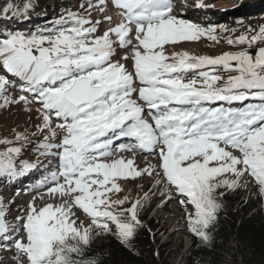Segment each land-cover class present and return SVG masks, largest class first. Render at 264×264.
Masks as SVG:
<instances>
[{
	"label": "snow or ice",
	"instance_id": "1",
	"mask_svg": "<svg viewBox=\"0 0 264 264\" xmlns=\"http://www.w3.org/2000/svg\"><path fill=\"white\" fill-rule=\"evenodd\" d=\"M31 7L30 0L22 7L9 3L3 12L26 16ZM80 8L64 10L49 28L0 39V64L16 78L0 75V107L36 103L40 113L34 131L0 139L19 145L0 152V176L11 180L43 166L20 159L30 137H42L36 155L54 156L58 164L51 171L45 166L34 188L45 189L41 200L45 194L60 199L37 207L34 197L15 223L7 215L14 201L0 199V247L14 248L17 264H100L88 250L115 225L131 249L145 227L140 216L149 193L134 200L110 194L122 192L119 180L145 175L155 181L149 192L163 186L162 196L174 194L190 232L210 244L227 193L251 183L264 201V26L226 36L239 51L168 56L166 45L217 40L216 29L180 19L172 0H84ZM93 12L101 18L93 20ZM101 24H107L102 33ZM117 47L126 53L119 60ZM121 60H130L133 70ZM189 72L196 74L189 78ZM9 87L23 94L10 97ZM122 139L132 142L114 150ZM117 151L157 153L158 162L140 169L132 159L113 158Z\"/></svg>",
	"mask_w": 264,
	"mask_h": 264
},
{
	"label": "rangeland",
	"instance_id": "2",
	"mask_svg": "<svg viewBox=\"0 0 264 264\" xmlns=\"http://www.w3.org/2000/svg\"><path fill=\"white\" fill-rule=\"evenodd\" d=\"M205 1V0H204ZM203 1V2H204ZM221 1V2H220ZM225 0H218V7L215 8H205L202 4V0H172L173 2V14L177 15L180 19H184L189 22H198L204 21L205 23H197L194 24L202 29H208V21L212 19V25H218L214 33L217 37V40H208L205 36L201 37L195 41H182L179 44H169L165 46V55L171 56L174 52H182L187 51L194 56L200 55H208V56H218L224 52L229 51H239L240 48L236 46H230L227 44L225 37L226 36H239L241 32H224L221 29H234V26L238 21H236L237 17L241 14L248 13L252 8V12H256V9L261 8L260 6H264V0H260L261 4L258 6L260 2L254 1L252 5L246 6L242 0L238 1L235 4H227L223 2ZM235 2V0H233ZM237 1V0H236ZM211 7L210 5H208ZM251 6V7H250ZM76 10L74 12H82L83 10L80 8V4H75ZM212 11L209 15L208 13ZM216 12V13H215ZM35 12H32V15ZM113 16L114 20L119 19L118 14L114 9H110L109 13ZM5 13L3 12V6L0 7V34L2 31V24L7 19L4 17ZM34 16V15H33ZM42 16V15H41ZM232 19L231 17H235ZM216 17H219V20H214ZM228 17L231 20L229 22H223L224 18ZM93 20L100 19L101 17L96 13H92ZM18 19V16H17ZM16 19V20H17ZM29 19L25 25L31 23L33 19L36 18H26ZM232 21V22H231ZM211 22V21H210ZM207 23V26H206ZM24 23L17 22L16 25H21L23 27ZM24 25V26H25ZM13 25H10L12 27ZM258 29L261 26H264V17L261 20L253 21L252 23L248 22V27ZM107 27V24H101L99 31L102 33ZM3 32V31H2ZM235 33V34H234ZM224 39L226 42V46H222L217 44L219 43L218 39ZM262 46V45H260ZM117 49H120L117 47ZM119 54L114 57V59L119 60L121 56L125 55V51L121 49ZM122 63H127L126 66L129 71L132 69V63L128 61L121 60ZM2 66V64H1ZM220 71V69H217ZM9 80H14L11 75H5ZM193 77V76H190ZM19 81L17 80V85ZM7 94L10 97L18 98L21 94H23L19 87H9ZM135 98V97H133ZM215 106H218L215 105ZM227 106V105H226ZM39 105L36 103H25L20 102L16 104H11L7 107H0V139H12L17 132H24L25 130L31 132L35 130V126L40 124V113L37 111ZM55 126V125H54ZM31 143L29 147H33L36 144L34 142L37 139H42V137L32 136L30 137ZM127 140V139H123ZM118 143L113 144V149L116 150ZM11 146H19L17 145H5L0 144V149L5 150L7 147ZM31 151V150H30ZM1 152V151H0ZM29 152V151H27ZM132 153L136 154L133 155ZM135 152L128 151H117L116 155L113 158L119 159L124 158L125 160L132 159L134 161V166L140 169L146 168L149 165H156L158 162L157 153L152 154H138ZM25 161H29L31 163H36L38 160L43 162V166L38 167L30 172L25 173L24 175L18 176L16 180L17 183L14 184L13 180H10L6 176H0V199H2L6 204L8 201H14L11 205V210L8 212V220L12 223H15L14 217L17 215H23L21 209H26L30 202L33 201V198L36 197V206L40 207L45 203L58 204L60 203V199H52L48 195H44V199H39V196L45 193V189H35L34 185L41 180L47 173L45 170V166L48 171L54 170L55 166L58 164V160L54 156H37L36 151L31 155H22ZM37 176V178H36ZM32 178L31 186H28L29 179ZM118 183L122 188V192L119 194H110L111 199L115 200L118 198H123L124 196L129 197L130 200H134L138 195H144L145 192L149 193V200L155 203V208L151 215V220L153 221V225L155 228L151 227V239L152 241L158 239L159 243L155 246L159 252L163 249V255L158 258L162 264H186V256L190 254V248L192 244V240L190 235L186 233L188 229V221L185 218V209L179 203V199L173 194L172 199L168 200L169 193H165L163 196L161 192L163 191V186L160 188H154L153 192H149V189H153L155 181L145 175L143 177L137 178L135 180H119ZM253 186L251 183L248 184V187L245 189V194L248 195L250 189ZM194 211V209H189ZM77 215L80 220L85 223H89L90 221L86 219L85 215L82 211L77 210ZM115 228V225L112 226ZM237 241L233 237L230 242L227 244L228 251L223 254L224 262L223 264H236L234 258L237 253L236 247ZM160 246V247H159ZM233 249V250H232ZM232 251V252H231ZM233 252L235 254H233ZM16 255L15 249L13 248L11 251H6L4 248L0 247V264H17V261L14 259Z\"/></svg>",
	"mask_w": 264,
	"mask_h": 264
},
{
	"label": "trees",
	"instance_id": "3",
	"mask_svg": "<svg viewBox=\"0 0 264 264\" xmlns=\"http://www.w3.org/2000/svg\"><path fill=\"white\" fill-rule=\"evenodd\" d=\"M209 1L215 4L219 3L217 2L218 0ZM238 1L240 0H235V2L233 0H225L223 2L232 5L238 3ZM254 1L260 2V0H242L246 6L252 5ZM25 2L27 0H0V7L3 6L4 9L9 3L16 7H22ZM30 2L32 7L25 17L36 19H33L27 25H25L27 21H24L22 26H25L22 29L4 27L2 29L3 32L1 31L3 34H0V39L6 38L9 32L30 35L41 29L49 28L61 16L64 10L74 11L76 10L75 4L81 5L84 3V0H30ZM260 4L261 2L258 6ZM260 7L256 12H250L252 8L248 13L237 17L236 21L239 23L232 25L234 26V32L244 33L248 29V22L252 23L253 21L261 20L264 17V6ZM32 12H35L34 16ZM116 14L118 13L116 12ZM7 15L10 18L14 17L12 12H8ZM231 18L234 19L236 16ZM231 18L225 17L223 22H229L228 20H231ZM216 20H219V17H216ZM222 38L218 39L220 41L217 44L226 46V42ZM120 51L121 49H117V53ZM128 62L132 63L130 60ZM125 64L127 63L125 62ZM219 72L226 78L227 72L222 69ZM0 75H6V71L1 64ZM54 142L58 143L59 140ZM34 143L36 144V142ZM0 151L3 152L1 149ZM35 151L36 145L31 148L28 145L21 153L20 159H23L22 155L27 156L30 153L32 155ZM244 191L245 188H240L227 193L223 197V206L218 212L216 223L211 230L212 241L210 244H202L190 232L188 227L186 233L190 235L192 244L190 254L186 256V264H223V254L227 253V244L233 237L238 244L235 247L237 248V253L233 252L236 264H264V201L256 196L253 188L249 190L248 195ZM154 207L155 203L148 199L140 216L145 227L138 231L131 249L120 242L115 235V228L112 227V233L98 235L93 239L88 250L89 255L99 259L100 264H162L158 258L163 255L164 250L161 249L162 251L159 252V248L156 249L155 242L158 244L159 240L152 241L153 238L151 239V232L149 230L151 227L155 228L150 217Z\"/></svg>",
	"mask_w": 264,
	"mask_h": 264
}]
</instances>
